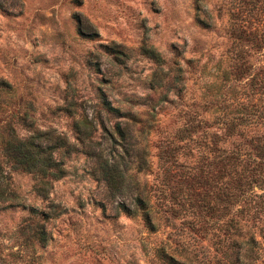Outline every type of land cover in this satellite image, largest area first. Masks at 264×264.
<instances>
[{
  "label": "rangeland",
  "instance_id": "obj_1",
  "mask_svg": "<svg viewBox=\"0 0 264 264\" xmlns=\"http://www.w3.org/2000/svg\"><path fill=\"white\" fill-rule=\"evenodd\" d=\"M143 42L166 58L155 88ZM107 43L127 56L115 61ZM0 77V125L70 144L66 174L47 182L0 156V264H167L161 250L188 264H264V171L251 160L264 133V0H0ZM103 94L131 113L127 149L120 117L96 112ZM83 116L98 125L90 136L75 127ZM100 145L129 194L97 175ZM136 193L152 225L119 206L135 208Z\"/></svg>",
  "mask_w": 264,
  "mask_h": 264
},
{
  "label": "trees",
  "instance_id": "obj_2",
  "mask_svg": "<svg viewBox=\"0 0 264 264\" xmlns=\"http://www.w3.org/2000/svg\"><path fill=\"white\" fill-rule=\"evenodd\" d=\"M78 32L81 35L87 37H93L96 34L95 31H87L84 29L80 20H78ZM103 48L106 52L111 54L112 59L115 61H121L123 57L127 56V53L120 47L118 43L103 44ZM138 49L142 55L146 56L155 64V68H153L150 72V81L152 84L151 87L155 88L156 85H161L164 82L165 75V56L154 46L146 42H143L141 45H139ZM93 65H95V68L100 70V61L95 60ZM8 88H10L9 82L6 79L0 77V96L1 93ZM1 100L3 101V99L0 98V102ZM150 106L154 111L155 104L151 103ZM101 111H103L105 114L112 113L115 116L120 117L115 122L114 128L120 135L122 140L120 142L122 145L124 144L126 149L130 147L131 142L128 139L130 137V133L125 127H122V121L120 120H128L124 119V116L129 115V117H131V113L121 109V107L118 105H114L112 100L106 94L101 96V109H97L96 112ZM74 124L75 127L78 128V131L81 130L80 127L84 128L81 130L82 132H85L84 136H90L91 133L98 128V125L93 124L91 119H89L87 116H83V118L75 120ZM100 126L102 129L107 131V126L104 121H100ZM110 138L112 141L116 140L112 134ZM251 142L252 149L254 150V157L251 158V160L255 161L253 163L256 166L254 168H259L260 170L263 169L264 171V133L260 136H257L256 139L252 140ZM69 146L70 144L67 143L63 137H50L48 135V131L45 130L35 129L25 136H20L15 131V127L11 122H6L0 125V156H2L3 159L8 161L10 165L15 168H20L37 174L39 176V181L47 182L51 179L59 178L66 174V165L64 163L63 154L64 152L70 150ZM92 152L95 158L94 169L97 175L106 181L109 190L113 194L117 193L122 196L129 194L132 190V186L122 182L123 179H121L120 174H117L120 171H118V160L116 157L112 155L110 158L107 154H104V147L102 145H100L97 149H92ZM228 156L233 160H241L238 151H231L227 153L225 158ZM222 158H224V156H222ZM3 166L4 165L0 159V199H5L9 196V191H7L1 180V177H3L4 174ZM235 173H237L236 170ZM260 180L262 181L260 186L263 187L264 174L261 175ZM133 201L135 208L131 207L124 198L121 199L118 204L121 209L129 213L136 212L137 207H139L146 222L149 225H152L150 211L146 206V198L140 193H136L133 195ZM34 235L40 242H44L47 239L46 230L41 226L36 228ZM252 251L253 249L249 248V254ZM161 254L162 258H164L167 264H188L187 262L176 258L171 253H168L164 250H161Z\"/></svg>",
  "mask_w": 264,
  "mask_h": 264
}]
</instances>
